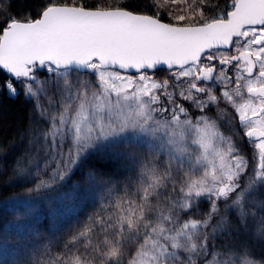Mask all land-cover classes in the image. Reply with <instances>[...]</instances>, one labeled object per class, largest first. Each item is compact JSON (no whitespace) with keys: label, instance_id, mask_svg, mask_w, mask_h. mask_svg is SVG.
<instances>
[{"label":"snow or ice","instance_id":"1","mask_svg":"<svg viewBox=\"0 0 264 264\" xmlns=\"http://www.w3.org/2000/svg\"><path fill=\"white\" fill-rule=\"evenodd\" d=\"M15 8L0 94L30 107L0 264H264V0Z\"/></svg>","mask_w":264,"mask_h":264},{"label":"trees","instance_id":"2","mask_svg":"<svg viewBox=\"0 0 264 264\" xmlns=\"http://www.w3.org/2000/svg\"><path fill=\"white\" fill-rule=\"evenodd\" d=\"M36 0H16V11H31L35 7ZM23 97L18 99L8 98L0 94V145L4 146V152L0 153V193L8 196L13 192L20 191L17 187H7L12 180V162L24 148V142L19 139V134L26 126L28 108ZM6 153V154H5ZM41 220L45 219L43 212L40 213ZM11 217L4 213L3 220L6 222ZM264 253V250H261ZM259 257H257L258 259Z\"/></svg>","mask_w":264,"mask_h":264}]
</instances>
